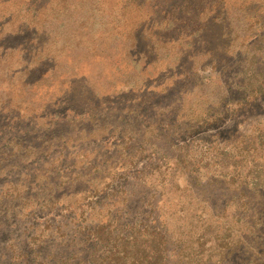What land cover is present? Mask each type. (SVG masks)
<instances>
[{
    "label": "rangeland",
    "instance_id": "rangeland-1",
    "mask_svg": "<svg viewBox=\"0 0 264 264\" xmlns=\"http://www.w3.org/2000/svg\"><path fill=\"white\" fill-rule=\"evenodd\" d=\"M102 15L100 20L107 26L98 25L91 32L109 36L105 29L111 28L113 21L103 19ZM224 15L229 18L223 19L226 24L221 28L211 24L213 30L204 32L206 41H212L209 46L201 36L197 38L199 44L194 42V45L186 44L183 36L182 44L192 48H178L177 37L171 35L167 26L162 37H168V43L164 42L161 46L165 49L161 47L160 51H166L169 57L163 62L145 66L131 58L115 66V59L83 60L77 64L79 67L74 75L62 74L57 82L62 84L59 89H63L55 92L53 102L45 101L41 110H34L31 105L18 113L0 108L2 147L12 139L36 131L40 123H46L44 127L67 126L68 122L94 113L112 115L149 99L176 94V99L165 105L153 101L155 106L141 118L152 133L167 136L169 142H173L168 143L170 146L164 143L152 148L148 145L140 154L135 153L142 147L139 137L132 135L131 143L127 144L124 137L118 139L121 132L112 131L105 140L64 142L53 152L30 154L19 161H11L7 168L0 167V264H37L26 250L23 251L28 243L27 247L32 248L36 239L49 242L47 254L50 248L66 241L68 244L60 250L77 254L73 264L80 260L82 264H89V255H100V252L93 241H80V234L102 223L111 221L118 231L115 234L128 235L133 225L151 229L157 226L168 234V223H187L193 219V223L202 225L205 221H214L227 210L229 213L236 210L231 199L232 196L240 198L241 191L234 193L230 178L219 174L220 171L228 173L230 169L214 164L212 157L220 147L264 134V57L259 60L258 67L248 68L245 49L231 46H235L234 19L242 15L238 10ZM262 17L254 36L246 43L251 49L247 57L256 54V49L264 45V15ZM94 19L89 18V22ZM149 28L154 29V26ZM67 30L69 28L62 27L60 31ZM213 31L224 34L218 46L217 41H213ZM210 52V57L205 56ZM66 54L62 62L72 66L77 60L66 59ZM177 56V61H171ZM180 64L181 69L178 68ZM95 80L104 85L103 91L84 93L88 91V87L83 89L84 84H94ZM94 108L99 110L91 113ZM189 109L200 114L210 113L212 117L205 125L198 124L197 117L186 113ZM131 120L128 117V121ZM119 146L128 149L127 157L138 158L129 171L121 160L123 152ZM104 163L112 166L116 177L98 172L88 175L95 167L103 169ZM245 201L244 196L237 205L242 207ZM7 203L9 206L5 208ZM235 214L240 219L244 216L239 210ZM178 217L180 219L176 220ZM74 236L79 239L77 243L72 242ZM245 238L251 253L243 246L244 241L238 247V255L226 258L224 264H264L262 251L252 252L253 247H263L264 241L253 244V239ZM166 239L165 264H177L170 235H166ZM25 254L28 258L24 261ZM210 254L211 251H203L201 263L208 260ZM60 257L64 256L57 255L56 259ZM216 260L214 257L212 262Z\"/></svg>",
    "mask_w": 264,
    "mask_h": 264
},
{
    "label": "trees",
    "instance_id": "trees-1",
    "mask_svg": "<svg viewBox=\"0 0 264 264\" xmlns=\"http://www.w3.org/2000/svg\"><path fill=\"white\" fill-rule=\"evenodd\" d=\"M235 10L242 16L234 19L235 46H231L245 49L244 60L249 65L248 68H256L260 64L259 60L264 57V45L256 49V54L251 53L247 57V52L249 53L251 49L246 43L254 36L256 27L261 24L264 0H0V108L18 113L31 105L34 110H41L45 106V101L53 102L55 92L63 89V87L59 89L58 86L62 84L57 82L62 74H73L79 67L77 64H81L83 60L115 59L117 61L115 66H121L125 60L131 58L145 66L158 61L163 62L167 60L165 57H169L166 51H160L161 45L164 42L168 43V37L167 39L162 37L167 32V26L171 35L177 37L178 48L191 49L192 46L182 44L184 38L186 44L194 45L200 36V39L209 46L212 41H206L204 32L210 33V30H213L211 24L214 23L221 28L226 24L223 19L229 20L224 14ZM101 15L103 19L113 21L111 28L105 29L109 36L103 32H91L98 25H103V28L107 26L100 20ZM91 17L95 19L89 22ZM151 25L154 29L149 28ZM62 27L69 30L61 32ZM85 27L89 30H84L87 29ZM79 29L82 30L76 31ZM213 33V41L214 43L217 41L218 46L224 34L214 31ZM171 41L175 42L174 39ZM67 51L69 53L66 54ZM211 52L205 56L210 57ZM65 54L66 59L77 61L73 62L72 66L66 65L62 62ZM178 59L177 56L171 61ZM178 68L181 69V64ZM252 73L256 78V72L252 70ZM99 75L100 73L97 74V79ZM98 82L95 80L94 84H84L83 89L88 87V91L83 92L103 91L104 85ZM109 84L110 82L107 83ZM171 96L149 99L135 105L134 108L117 111L112 115L94 113L68 122L67 126L56 127L52 124L44 127L46 123H40L36 131L20 139H12L9 144L0 147V167L7 168L11 161H19V158L30 154L53 152L64 142L105 140L107 134L112 131L121 132L118 139L124 137L127 144L131 143L132 135L139 137L142 147L135 150V153L139 154L142 148L148 145L152 148L159 146L158 144L169 145L168 143L173 142H169L167 136L152 133L141 118L150 113L155 106L153 101L165 105L176 99V94ZM24 107L26 108L23 109ZM97 110L99 108H94L91 113ZM186 113H192V116L198 118L197 123L203 125L212 117L210 113L200 114L191 109ZM128 117L132 120L128 121ZM25 149L28 151H24ZM119 149L123 152L121 160L125 163L124 167L129 171L135 166L138 158L127 157L126 147L119 146ZM212 159L214 164L230 169L228 173L220 171L219 174L230 178L234 193L241 191L240 198L235 199L232 196L231 199L236 210H232L231 213L227 210L214 221L208 223L205 221L202 225L198 222L196 225L193 219L187 223H168L167 228L170 230L168 234L159 230L157 226L151 229L142 225V228L137 225L130 227L128 235L115 234L118 231L111 221L102 223L101 226L87 229L80 234V241H93L100 252V255L96 253L89 255L91 257L89 264H165L168 243L166 235H170L171 245L176 251L177 264H224L226 258L238 255V247L240 244L243 245L244 241L243 246L251 253L246 236L253 239V244L264 241V134L255 139L249 138L247 141L241 139L233 145L220 147L213 153ZM1 163L4 166H1ZM97 172L111 178L117 176L113 173L112 166L105 163L103 169L95 167L88 175H95ZM228 191L233 193L230 188ZM244 196L246 201L239 207L237 203ZM7 206L8 203L5 208ZM237 210L244 214L242 219L235 214ZM179 219L180 217L176 220ZM78 241L79 239L74 236L72 242ZM34 242L32 248L27 247L28 243L23 251L26 250V254L36 260L37 264H73L77 257L73 251L60 250L62 246L68 244L66 241L62 245L56 244L50 248V254L46 253L49 242L44 239H36ZM255 249L257 253L258 250L262 251L261 256L264 258V246L253 247L252 252ZM203 251H211L212 254L208 260L201 263L200 256ZM66 252L69 254L65 255ZM26 254L23 257L24 261L28 258ZM56 254L64 257L57 260ZM214 257H217L216 262H212ZM76 264H82V260Z\"/></svg>",
    "mask_w": 264,
    "mask_h": 264
}]
</instances>
